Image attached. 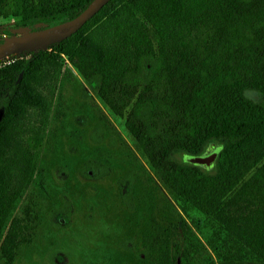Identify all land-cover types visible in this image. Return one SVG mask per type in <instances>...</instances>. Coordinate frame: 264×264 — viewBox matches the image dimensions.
<instances>
[{
	"label": "trees",
	"instance_id": "16d2710c",
	"mask_svg": "<svg viewBox=\"0 0 264 264\" xmlns=\"http://www.w3.org/2000/svg\"><path fill=\"white\" fill-rule=\"evenodd\" d=\"M92 2L0 0V15L18 27H51ZM66 66L123 120L178 210L216 223L264 264V0H108L68 37L0 65V257L7 264L30 241L29 220L13 213L32 182L59 81L71 77ZM218 144L211 170L172 159ZM182 225L177 217L174 229ZM169 232L157 240L155 264H180ZM219 264L245 263L222 256Z\"/></svg>",
	"mask_w": 264,
	"mask_h": 264
},
{
	"label": "rangeland",
	"instance_id": "374dc122",
	"mask_svg": "<svg viewBox=\"0 0 264 264\" xmlns=\"http://www.w3.org/2000/svg\"><path fill=\"white\" fill-rule=\"evenodd\" d=\"M45 28L18 27L15 18L0 15L2 41ZM25 52L9 54L0 65ZM66 67L71 77L59 81L32 182L13 213L29 220L30 241L16 249L11 264H155L156 243L164 230L170 231V245L182 251L180 264H219L222 256L261 264L216 223L196 211L178 210L135 148L123 120ZM245 96L258 99L255 92ZM172 159L187 163L179 152ZM120 192L128 195V204ZM177 217L183 225L174 229ZM0 264H7L2 257Z\"/></svg>",
	"mask_w": 264,
	"mask_h": 264
},
{
	"label": "water",
	"instance_id": "95a60500",
	"mask_svg": "<svg viewBox=\"0 0 264 264\" xmlns=\"http://www.w3.org/2000/svg\"><path fill=\"white\" fill-rule=\"evenodd\" d=\"M108 0H93V2L78 16L67 22L45 28L40 31H35L29 34H24L16 37H10L0 43V60L9 54L13 53L15 48L27 44L31 39L57 32L64 39L79 29L87 20H89ZM44 48V47H43ZM34 51V50H33ZM221 145H209L198 155L187 156V164L200 167L205 170H211L214 166V161L221 150Z\"/></svg>",
	"mask_w": 264,
	"mask_h": 264
},
{
	"label": "bare ground",
	"instance_id": "6f19581e",
	"mask_svg": "<svg viewBox=\"0 0 264 264\" xmlns=\"http://www.w3.org/2000/svg\"><path fill=\"white\" fill-rule=\"evenodd\" d=\"M61 36L57 32L48 33L36 38L31 39L27 44L15 48V51H33L43 48L48 44L59 41Z\"/></svg>",
	"mask_w": 264,
	"mask_h": 264
}]
</instances>
